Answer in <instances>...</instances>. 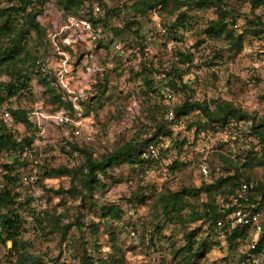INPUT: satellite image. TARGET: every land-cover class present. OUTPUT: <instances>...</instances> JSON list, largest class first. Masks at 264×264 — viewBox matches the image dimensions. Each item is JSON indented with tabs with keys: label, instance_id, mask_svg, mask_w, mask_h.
I'll use <instances>...</instances> for the list:
<instances>
[{
	"label": "rangeland",
	"instance_id": "rangeland-1",
	"mask_svg": "<svg viewBox=\"0 0 264 264\" xmlns=\"http://www.w3.org/2000/svg\"><path fill=\"white\" fill-rule=\"evenodd\" d=\"M224 1L228 9L238 14L234 18L237 27L234 33L243 31L244 16L250 15L248 5L244 0ZM102 3L104 7L91 0L81 10L90 7L93 12L92 6L97 5L99 12L95 15H102V11L119 6L121 0H102ZM37 8H40L41 15L36 21L46 29L45 37L42 41L31 42L30 54L40 62V72L55 79V94L62 103L69 104L70 109L64 105H52L44 87L31 74L28 75L27 92L18 94L0 109V113L7 106L29 110L30 121H39L44 129L43 140L31 142L30 158L26 157L21 166L15 168L14 171H18L15 182L10 184L13 193H18L22 201H29L28 215L20 213L19 216L24 229L20 237L23 251L42 264H76L82 250L95 258L121 254L124 264H177L172 258V246L181 247L183 233L197 228L199 223L182 228L166 224L161 230L165 239H154L150 245L146 231L153 215L148 206L132 204V199L139 193L145 196L150 188L156 192L162 188L177 191L182 185L197 187L200 183L212 182L219 170L210 162L209 155L222 152L234 157L246 151L248 123L231 122L227 127L195 135L192 129H186L184 119L169 124L163 115L164 134L156 135L155 156H149L146 149L142 156L154 160V163L135 169L122 165L108 170L114 183L106 181L104 190L83 201L68 194L55 196L53 191L56 189H68V179H44L42 174L44 170L70 169L78 165L81 158L75 152L66 154L68 143L83 145L91 151L93 159L99 160L123 143L143 141L155 134L154 126L160 120V112L155 108L163 104L170 109L181 101V95L173 96L165 85L166 81H161L162 72L174 62L169 61L172 60L169 59L172 50L189 53L192 57L189 64L179 66L184 73L182 81L192 87L195 99L230 101L248 118L264 119V36L257 39L245 34L242 49L230 50L221 40L207 38L203 33L205 23L215 19L212 11L189 10L187 15L192 20L185 31L178 32L180 41L175 43L163 35L162 24L168 17L152 13L146 19H137L140 35L145 41L141 55L138 39L133 38L129 43V34L114 38L115 41L104 50L99 45L110 41L112 36L108 31L103 32L97 26L91 28L90 33L73 32L67 28L65 20L66 17H77L62 10L52 0ZM254 14L264 23V8ZM129 17L130 12L122 8L112 19V25L122 26ZM161 55L164 58L159 59ZM142 69L145 73L149 71V78L155 82L149 90L136 75ZM61 70L65 73L58 75ZM103 76H106L107 90L96 102L99 94L94 85ZM6 81L5 76H0V82ZM166 93L172 95L171 100L165 98ZM58 112L66 116V124L55 125L49 119ZM197 117L192 114L188 119ZM14 131L17 139L31 137L33 132L26 133L18 126ZM175 160L182 163V167L168 171L166 166ZM6 161L4 156L0 158V170ZM25 175L34 177L33 182L22 185L21 177ZM256 175L264 183V170H257ZM41 200L45 204L44 210L30 212L29 205ZM217 202L223 204L221 200ZM108 205L119 207L121 219L112 222L109 228L101 224L91 236L88 225L97 223L96 209ZM31 214H44V218L58 216V226H70V229L61 236L56 227L52 231L43 220L44 229L40 230ZM186 216V211L182 215L174 214L178 221L187 219ZM199 227L200 230L194 233L195 240H203L208 235L206 226ZM109 232L114 234L113 244L108 242ZM209 234L204 239V246L209 250L195 264H235L241 249L239 242L228 246L224 235L218 231ZM93 243L99 245L98 253L91 249ZM6 245L10 247L9 243ZM6 260L12 263L15 255L11 252Z\"/></svg>",
	"mask_w": 264,
	"mask_h": 264
},
{
	"label": "trees",
	"instance_id": "trees-1",
	"mask_svg": "<svg viewBox=\"0 0 264 264\" xmlns=\"http://www.w3.org/2000/svg\"><path fill=\"white\" fill-rule=\"evenodd\" d=\"M47 1L49 0H9L11 3L9 7L0 1V76H5L8 79L6 82H0V109L4 103L10 104V100L18 94L27 92L29 74L36 76L37 82L44 87L51 99L52 105H64L70 109V105L62 103L60 97L55 94V79L50 75H43L40 72V62L30 54L31 42L42 41L45 37L46 29L36 21V18L41 15V10L37 7L42 6ZM52 1L68 14L76 16L77 19L88 21L92 29L99 26L103 32L108 31L112 36L110 41L107 44L101 43L99 45L104 50H107L108 46L115 41L114 38L129 34V43L133 38L138 39L137 47L142 55L145 41L140 35L137 19H146L152 13L163 14L168 17V20L162 24L163 35L166 40L175 43L180 41L178 32L185 31L192 20V17L187 15L189 10L212 11L215 19L205 23L203 33L207 38L221 40L230 50L239 51L242 49L245 34L257 39L264 36V23L254 14L256 10L264 8V0H244V3L249 7L250 15L249 17L244 16V29L238 33H234L237 29L234 18L238 14H235V10L228 9L224 0H121L119 6L105 12L102 11V15L93 14L90 7L81 10L83 5L91 0ZM92 1L100 7H104L102 0ZM122 8L130 12V17L122 22V26L112 25V19L121 12ZM161 58H164V55L159 57V59ZM171 58L172 60L169 61L174 60V62L169 63L167 69L162 72L164 76L161 81H166L165 85L171 90L173 96L180 94L181 101L170 109L163 104L155 108L160 112V120L154 126L155 134L143 141L133 140L123 143L105 156H101L99 160L93 159L91 151L83 145L68 143L69 150L65 153L70 155L75 152L81 161L70 169L57 167L56 169L44 170L42 178H67L69 181L68 189L64 191L58 188L53 191V194L55 196L60 194L77 196L83 201L85 198L90 199L93 194L104 190L106 181H112L111 176L107 173L108 170L122 165L135 169L136 167H147L154 163V160L142 158V156L149 145L157 143L156 135L164 134L166 121L162 122L161 117L165 116L167 112L172 113L173 123L184 119L186 129H192L195 135L199 132L227 127L231 122L248 123V149L246 151L239 152L234 157L222 152L209 155L210 162L216 164L219 170V174L212 182L200 183L197 187L189 184L182 185L177 191L162 188V191L156 192L150 188L145 196L142 193L135 196L132 199V204L135 202L142 206H148L153 215L149 222L150 228L146 231L150 245L154 239H165L161 230L166 224L182 228L189 224L199 223V226L207 227L208 235L205 236L207 238L209 233L218 231L215 228V222L221 219L225 213L236 209L228 201L235 189L242 183H251L253 188L247 193V197L252 206L250 211L259 212L262 217V231L256 242L257 249L261 250L264 248V183L258 178L256 171L264 170V119L248 118L230 101L195 99L192 87L182 81L184 73L180 69V66L191 62V55L180 53L179 50H172L169 59ZM149 74L150 72L145 73L144 69L136 74L140 76L145 89L148 90L155 85V82L149 78ZM98 81L94 85L99 94L96 102L103 98L107 90L106 76L101 77ZM153 93H157V91H153ZM4 111L9 113L12 123L10 128H6L1 121L0 113V158L2 156L7 158V161L2 165V170L6 174L3 175V185L0 189V263L42 264L39 259L32 258L23 251L20 237L24 229L19 216L26 210L29 201L27 199L16 203V194L10 187V184L15 182V168L13 166H21L24 160L15 158L13 153L16 150L21 151L23 146L31 148L29 136L17 139L14 130L18 126L22 127V131L28 133L32 132L35 126L29 119V110L17 106H7ZM192 114H197L198 117L188 119ZM178 167H182V163L175 160L167 165L166 169L172 172ZM112 183L114 182L112 181ZM218 200L227 206L226 209L220 207L222 203H218ZM185 211L187 219L178 221L174 218V214L182 215ZM96 214L97 223L88 225L91 236L96 234L101 224L109 228L112 222H118L121 219V210L114 205L101 206L96 209ZM31 215L40 230L44 229L43 220L48 224V227L52 228V231L56 227V232L61 233V236H64L70 229V226H58V216H45L44 218V214L41 216ZM199 226L183 233L184 244L181 247L174 248L172 246V258L177 260V264H195L208 252L209 249L204 246L205 238L195 240L194 233L200 230ZM108 235V242L113 244L114 234L109 232ZM220 235H224V241L228 246H234L235 243L239 242L241 249L237 253L235 264H240L242 255L251 239L249 231L244 227H234L225 229ZM7 242L10 243L8 248L6 247ZM112 244L111 247H113ZM98 246L97 243H93L91 249L98 253ZM11 252L15 255V260L8 263L6 256ZM117 252L120 254L119 251ZM262 262L264 264V254L262 255ZM76 264H124V259L121 254L95 258L91 253L82 250L81 255L77 257Z\"/></svg>",
	"mask_w": 264,
	"mask_h": 264
},
{
	"label": "built area",
	"instance_id": "built-area-1",
	"mask_svg": "<svg viewBox=\"0 0 264 264\" xmlns=\"http://www.w3.org/2000/svg\"><path fill=\"white\" fill-rule=\"evenodd\" d=\"M2 4H5L6 6H11V3L9 0H0ZM92 13L97 14L99 12V8L97 5L92 6ZM66 26L68 29H71L73 32L78 33H90L91 26L85 19H77L74 17H66ZM62 65H65V62L62 63ZM61 73H65V70H61L58 72V75ZM57 76V75H56ZM165 98L167 100L171 99V94L166 93ZM53 124L55 125H63L68 122V119L66 116H64L61 113H55L54 115L50 116L49 118ZM1 121L3 125L6 128L11 127V117L7 111L2 110L1 112ZM165 121L169 124L173 123L172 121V113L167 112L165 115ZM35 129L32 132V135L30 138V142L38 141V139L44 138V129L39 121L33 122ZM146 153L149 156L154 157L156 154V149L154 145H149L146 149ZM13 156L17 159H26V157L30 158V149L26 146H23L21 151L16 150L15 153H13ZM13 168H16V166H13ZM17 173L18 171H14ZM6 172L4 170H0V189L2 188V182H3V175H5ZM34 177L30 175H25L21 177V184L27 185L30 182H33ZM253 188V185L251 183H242L239 187L235 189L233 194L229 197L228 201L229 204L233 207H236V209L231 210L223 215V217L215 222V228L219 231L221 234L225 229L227 228H234V227H244L249 231V236L251 237L243 255L240 261V264H263L262 262V255L264 254V248L261 250L257 249V239L259 238L261 231H262V217L259 212H251L250 209H252V206L248 202L247 193ZM15 202L20 203L22 202L21 197L18 193H16ZM221 208L226 209L225 204L220 205ZM45 204L43 200L40 202L33 201L29 205V211H35L39 212L44 210ZM24 215H28V212L24 210L22 212ZM8 243V242H7ZM6 243V244H7ZM10 244V243H9ZM7 247V245H6ZM9 247V246H8ZM7 247V248H8ZM0 264H6V263H0Z\"/></svg>",
	"mask_w": 264,
	"mask_h": 264
}]
</instances>
